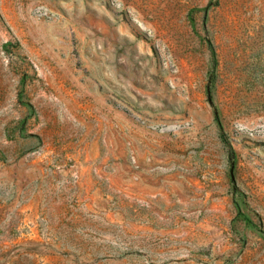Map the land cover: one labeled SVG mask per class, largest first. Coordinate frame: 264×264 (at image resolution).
I'll list each match as a JSON object with an SVG mask.
<instances>
[{"label":"rangeland","instance_id":"obj_1","mask_svg":"<svg viewBox=\"0 0 264 264\" xmlns=\"http://www.w3.org/2000/svg\"><path fill=\"white\" fill-rule=\"evenodd\" d=\"M0 264H264V0H0Z\"/></svg>","mask_w":264,"mask_h":264}]
</instances>
